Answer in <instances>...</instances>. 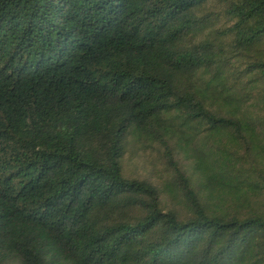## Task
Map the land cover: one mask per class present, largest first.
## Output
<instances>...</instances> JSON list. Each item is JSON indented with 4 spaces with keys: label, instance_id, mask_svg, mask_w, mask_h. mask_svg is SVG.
I'll list each match as a JSON object with an SVG mask.
<instances>
[{
    "label": "trees",
    "instance_id": "trees-1",
    "mask_svg": "<svg viewBox=\"0 0 264 264\" xmlns=\"http://www.w3.org/2000/svg\"><path fill=\"white\" fill-rule=\"evenodd\" d=\"M0 264H264V0H0Z\"/></svg>",
    "mask_w": 264,
    "mask_h": 264
},
{
    "label": "rangeland",
    "instance_id": "rangeland-1",
    "mask_svg": "<svg viewBox=\"0 0 264 264\" xmlns=\"http://www.w3.org/2000/svg\"><path fill=\"white\" fill-rule=\"evenodd\" d=\"M157 152H144L138 155L129 153L125 161V169L127 173L138 175L160 185H163L166 179L164 168L158 162Z\"/></svg>",
    "mask_w": 264,
    "mask_h": 264
}]
</instances>
